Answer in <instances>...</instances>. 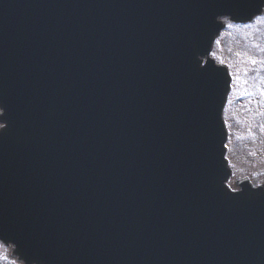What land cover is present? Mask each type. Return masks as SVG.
<instances>
[{"label":"water","instance_id":"1","mask_svg":"<svg viewBox=\"0 0 264 264\" xmlns=\"http://www.w3.org/2000/svg\"><path fill=\"white\" fill-rule=\"evenodd\" d=\"M264 0H0V241L23 264H264L207 59Z\"/></svg>","mask_w":264,"mask_h":264},{"label":"rangeland","instance_id":"2","mask_svg":"<svg viewBox=\"0 0 264 264\" xmlns=\"http://www.w3.org/2000/svg\"><path fill=\"white\" fill-rule=\"evenodd\" d=\"M264 14L263 18L246 26L231 27L229 25L224 34L215 41L211 57L216 62L230 65L231 73L235 77L236 96L249 98L248 101L231 108L229 119L235 120L234 115H240L239 121L230 126L232 142L228 159H230L233 178L229 186L235 188L237 179L249 178L253 186L264 182ZM260 70H262L261 73ZM259 71V72H258ZM246 77V78H244ZM232 89V90H233ZM254 101V102H253ZM240 108L242 112H236ZM254 118V123L249 124L250 132L246 126L248 116ZM237 119V118H236ZM249 122V120H248ZM255 123L257 125H255ZM11 248L0 244V264H20L10 254Z\"/></svg>","mask_w":264,"mask_h":264},{"label":"flooded vegetation","instance_id":"3","mask_svg":"<svg viewBox=\"0 0 264 264\" xmlns=\"http://www.w3.org/2000/svg\"><path fill=\"white\" fill-rule=\"evenodd\" d=\"M259 73H260V72H259ZM244 99H246V101L249 100L248 97L243 98V97L241 96V97H240V100L237 102V103H239L238 105L242 104V102H245ZM253 102H254V101H253ZM258 103L263 104V103H264V99H263L262 101H258ZM235 106H237V105H231V99H230V101L228 102L227 107H226L227 109H226V111H225V116H226L228 119H230V117H229V113H230V111H231V108H232V107H235ZM236 112L240 113V112H242V110H241L240 108H236ZM263 121H264V113H263ZM229 133H230V131H229Z\"/></svg>","mask_w":264,"mask_h":264}]
</instances>
